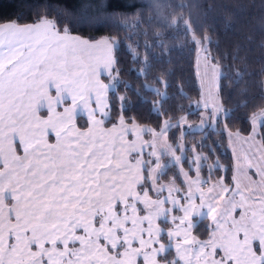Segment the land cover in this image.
Returning a JSON list of instances; mask_svg holds the SVG:
<instances>
[{"label":"snow or ice","instance_id":"snow-or-ice-1","mask_svg":"<svg viewBox=\"0 0 264 264\" xmlns=\"http://www.w3.org/2000/svg\"><path fill=\"white\" fill-rule=\"evenodd\" d=\"M43 7L47 12L52 6ZM55 7L54 19L45 15L23 26L21 16L0 20V264H141V260L142 264H264V164L257 165V183L237 162L235 171L250 181L243 187L235 174V187L227 185L224 176L210 183L213 172L227 171L218 158L208 166V179L202 178L204 162L220 143L206 146L202 139L199 147H208V155L195 153L189 160L186 145L161 139L169 128L178 126L170 123V117L158 131L140 127L135 118L129 124L125 113L131 101L126 94L116 95L121 83L126 92L133 90L119 79L121 41L113 36L91 41L71 34L73 27L84 26H112L141 34L143 26L147 37L149 29L158 26L155 39L145 40V58L137 71L138 78L147 79L151 49H161L160 56L176 50L165 43L164 31H182L185 37L191 33L203 53L205 76L211 75L217 89L211 107L204 101L201 123L194 130L215 129L221 118L225 126L228 120L239 119L235 113L247 104L227 108L222 102L221 81L232 78L233 66L222 63L229 58L227 53L213 56L211 35L197 38L191 10L199 5H175L190 10L183 26L182 14L171 21L159 13L145 18L144 7H161L156 0H99L91 11L89 0H81L78 12ZM128 8L134 11L124 10ZM61 15L66 17L63 28ZM215 46L219 47L218 40ZM127 47L133 63L140 62L132 45ZM242 49V44H235L233 63L239 59L246 64L247 56L239 55ZM93 50L104 52L102 62H86L85 54ZM244 71L235 69L234 83ZM104 74L109 83L101 80ZM171 74L162 70L153 77L164 91L142 85L160 98L150 109L157 116L168 115L164 104L170 99L167 77ZM135 94L148 103L139 90ZM243 118L251 125L248 138L254 139L259 129L264 142V107ZM145 133L151 138L144 139ZM234 135L240 137V130ZM247 167H253L250 159ZM169 168L176 170L162 182ZM205 218L212 227L202 239L196 231ZM173 249L175 255L169 259Z\"/></svg>","mask_w":264,"mask_h":264},{"label":"trees","instance_id":"trees-1","mask_svg":"<svg viewBox=\"0 0 264 264\" xmlns=\"http://www.w3.org/2000/svg\"><path fill=\"white\" fill-rule=\"evenodd\" d=\"M89 2L92 4L91 11L94 10L99 0H89ZM152 2L153 0H145V3ZM156 2L161 4L159 9L144 7L143 15L145 18L149 14L155 17L159 13L171 21L175 16L182 14L183 18L180 20L181 26H183L184 19H188L190 10L187 7L180 9L179 7H175V5L180 3L199 5L198 8L191 10L192 19L197 25L196 36L211 35L214 43L209 47L213 56L220 57L227 53L229 58L223 60L222 63L233 66L232 78L221 81L223 85L221 99L227 108H235L238 102L241 105L247 104L246 108L242 106L235 113L236 117H240L239 119L233 118L228 120L227 126H225V121L221 118L219 126L215 129L187 130L185 133V130L181 129V125L173 124L178 126L171 127L168 130V138L173 144L176 143L180 132L183 131L182 141L188 149L187 157L190 156L193 150L192 147H194L195 151L200 150L208 155V147H199L202 139L206 146H211L212 141H218L220 147L209 159L218 158L219 162L226 166V172L217 171L216 175L223 173L225 182L229 183L232 176V156L227 145L226 132L240 130L242 134L248 133L250 131V124L243 118L244 115L246 113L250 114L252 111L258 112L259 107H264V47H261V43L264 42V0H156ZM45 3L52 6L47 9V12H45L43 7ZM56 5L66 7L72 12L81 10V0H0V20L13 21L17 16H21L19 24H22L36 22L38 18L45 15L48 19H54L57 17ZM120 7L123 6L121 5ZM124 10L129 12L134 11L132 8ZM205 12L207 13L206 18ZM229 15L231 16L230 20L227 19ZM59 19L61 20L60 27L63 28L66 17L61 15ZM157 30L158 26L154 25L149 29L147 37L142 34L143 26L140 29L141 34H132L127 29L118 30L112 26L95 29L88 26L82 28L73 27L72 30V34L80 36L83 39H90L91 41L109 36L119 38L121 44L118 51L119 64L117 67L122 69L119 79L130 84L133 90L126 92L124 84L121 83L118 85L116 95L126 94L131 101L132 106L125 113L129 123H131V118H135L138 125L155 128L156 130L160 129L164 121L169 119V117L172 122L178 120L182 115H186L189 121L195 120L198 116V111L194 108L193 101L200 96V87L195 69L196 42L193 40L191 33H188L185 37L182 31L177 33L172 29L165 30V43L170 46L175 45L176 50L172 51L168 56H160L161 49L153 47L149 54L151 70L148 73L147 79L143 76L137 77V71L142 67V62L145 58V40L151 43L155 39L154 33ZM127 36H130L131 39H126ZM248 37L250 39H246ZM217 40L219 41L218 48L215 46V41ZM137 43H139V47H137ZM237 43L243 45V49L239 55L241 57L247 56L246 64L242 63L239 59L233 63L231 59L234 46ZM129 44L132 45V49L138 54L140 62L133 63V53L127 47ZM244 49L248 50L247 53H245ZM132 68H135L136 71L130 72L129 70ZM237 68H244L245 71L239 82L234 83V71ZM162 70H170L172 73L167 77L170 83V87L167 89L170 99L164 104V108L168 110V115L157 116L151 113L150 109L153 103L160 98L150 90L142 88V85L148 84L164 91L163 84H154L153 82V77L160 75ZM105 78L107 77L101 76L104 83H109ZM135 90H139L141 96L148 103L140 102L139 97L135 94ZM189 105L192 106L191 109ZM254 106L259 107L254 108ZM190 111H194L195 114H189ZM113 120H115V116ZM79 123L84 125V119H80ZM110 125L111 123H108L106 127ZM146 136L147 133L144 137ZM205 137L208 138L204 139ZM175 170L169 168L163 181L170 179ZM202 176H206L204 179H208L205 165L203 166ZM206 222V219H204L196 231V234L201 238L206 237L209 232V226Z\"/></svg>","mask_w":264,"mask_h":264},{"label":"rangeland","instance_id":"rangeland-1","mask_svg":"<svg viewBox=\"0 0 264 264\" xmlns=\"http://www.w3.org/2000/svg\"><path fill=\"white\" fill-rule=\"evenodd\" d=\"M205 35H203L201 37L197 36V38L203 39V37ZM102 38H105V37H100V38L95 39V40H100ZM91 52H90V54H91ZM96 54L98 56L101 55L100 52H97V51H96ZM102 56L104 57V54H102ZM195 69H196L197 81H198V84H199V87H200V96L193 101V105H194V108L197 109L196 105H197V102H199V109L197 110L198 111V116H197V118L195 120H193V121L186 120L183 123L181 122V129L182 130H188V131H196V130H194V128L196 126L200 125V123H201V113L204 111V101L207 100L209 102V106L211 107L212 97L216 95V91H217L216 84L211 81V75L209 74L208 76H205V65H204V62H203V53L200 52V46L197 43H196ZM102 76L107 77L105 79H106L107 82H109V78H108V76L106 74H104ZM263 90H264V83H263ZM41 112L44 115H47V112H43V111H41ZM210 123H211V121H209V124ZM189 126H192V127H189ZM263 126L264 125L262 124L261 127H263ZM250 131H251V125H250ZM250 131H249V133H250ZM182 132L183 131L180 132V134L178 136V140H176L175 145H184L183 141H182V137H183V134H181ZM255 139L257 140V142L260 145L262 144L264 146V142H262V137L260 135L259 129H258V133H257L256 137L252 141H255ZM51 142H52V140H51ZM227 145H228V141H227ZM192 149L193 150L191 151L190 156L187 157L189 160L193 159L195 153H199L200 155H205L206 156V154L204 152H202L200 150L199 151L198 150L195 151L194 147H192ZM230 153H231V151H230ZM262 153H264V149H261L260 147H256V150H254L248 156L244 157V159L241 160V162H240L241 167H243L245 169V171L248 173V176L252 177L255 180L258 178L257 179L258 180L257 183H259V181H260V176L257 174V165H258V163L259 164H264V160L261 159V154ZM231 155H232V153H231ZM164 159L167 160L168 157H165ZM249 159L251 160V163L253 165V167L251 169H248V167H247ZM215 160H217V159L216 158L212 159V160L208 159L207 161L204 162V165H205V168H206V172H208V166L211 165L212 162L215 161ZM236 164L237 163L234 164L233 159H232L231 181L229 183H227V182H225V183L227 185H229V186L235 187V184H234V181H233V175L235 174V175L238 176V179L241 181V185L243 187L242 183L249 184L250 181L243 174L237 173L235 171V165ZM183 166L186 169L188 168V164H184ZM192 167H193V172H195V170H194L195 169V164H193ZM216 174H217V172H213L212 173L211 178H213V180H211L210 183L218 180L221 176H223V173L222 174L220 173L219 175H216ZM202 178H206V176H202ZM180 181H181V183L183 182V177L180 178ZM162 182H166V181L162 180ZM250 186L253 187V188H256L257 192L262 190L260 188H257L256 185H250ZM166 194L167 193H165V195ZM236 199L239 200L240 197L237 196ZM255 207L258 208V205L255 206ZM179 214L180 213H177V215H179ZM235 215L239 216V212L235 213ZM205 219L207 221L206 222L207 225L209 226V232H210L211 231V227H212V221L209 218H205ZM168 226L171 227L172 225L169 223ZM207 237H208V234H207L206 237H204L202 239H207ZM164 242H167V236L166 235H165ZM174 255H175V250L173 249L168 258L171 259ZM141 264H142V260H141Z\"/></svg>","mask_w":264,"mask_h":264},{"label":"crops","instance_id":"crops-1","mask_svg":"<svg viewBox=\"0 0 264 264\" xmlns=\"http://www.w3.org/2000/svg\"><path fill=\"white\" fill-rule=\"evenodd\" d=\"M36 22H38V21H36ZM32 23H34V22H32ZM26 24H31V23H22V24H20L21 26H23V25H26ZM72 34V33H71ZM73 36H76V37H79V38H81V39H83L82 37H80V36H77V35H75V34H72ZM94 41V40H93ZM96 41V40H95ZM96 51L97 52H100V56H98L97 54H96ZM102 54H104V52L103 51H101V50H93L92 52H91V54L90 53H86L85 54V57H86V62H90V63H96L97 61H101L102 62V60H103V56H102ZM88 56H90L91 57V60L90 61H88L87 60V58H88ZM101 70H102V63H101ZM102 76V75H101ZM40 111H43V112H46V109H41ZM184 118V120L183 121H181V118ZM186 120H188V117L186 116V115H182L178 120H176L175 122H172V121H170V123L173 125V124H179V125H181V122L183 123V122H185ZM129 124H131V123H129ZM112 125H110V126H107V127H111ZM140 126V125H139ZM140 127H147V126H140ZM162 127H163V125H162ZM148 128H150V127H148ZM159 129H157V131H158ZM169 130V129H168ZM229 133H233V135H232V137H231V139L229 138ZM236 133V131H232V130H230V131H227L226 132V138H227V141H228V148H229V151H231V153H232V159H233V162H234V164L235 163H237V162H241V160H243L244 159V157H246V156H248L250 153H252L254 150H256V147H260L261 149H264V146L261 144H259L258 142H257V140L255 139V141H252V140H254V139H249L248 137H249V132L248 133H244V134H242L241 133V135H240V137H236L234 134ZM146 134V133H145ZM145 134H143V138L144 139H150L151 138V136H150V134L149 133H147V136L146 137H144V135ZM182 134V133H181ZM132 137L131 136H129V139H131ZM162 139V141L163 140H167V142L168 143H171V144H173L172 142H170V140H169V138H168V131H167V134H166V137H162L161 138ZM51 140H52V142L54 143L55 142V137L53 136L52 138H51ZM175 145V144H174ZM249 152V153H248ZM180 153L179 152H177V155H179ZM183 166V165H182ZM184 167V166H183ZM185 168V167H184ZM256 168V167H255ZM185 170H187L186 168H185ZM196 175V173L195 172H193L192 173V176L194 177ZM258 179V178H257ZM256 179V181H258ZM243 185L244 184H246V183H242ZM207 190V188H205V191Z\"/></svg>","mask_w":264,"mask_h":264}]
</instances>
